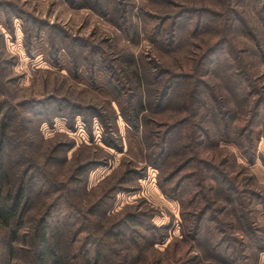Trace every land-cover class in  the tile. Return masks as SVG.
Segmentation results:
<instances>
[{"label": "trees", "instance_id": "16d2710c", "mask_svg": "<svg viewBox=\"0 0 264 264\" xmlns=\"http://www.w3.org/2000/svg\"><path fill=\"white\" fill-rule=\"evenodd\" d=\"M120 1L123 3H116L114 25L124 36L132 38L135 31L132 30L130 13L135 5L128 0ZM240 1L221 0L220 11L175 5L170 1L164 3L169 12L143 14L141 11L144 40L161 54L169 55L178 50L184 26L189 40L194 41L204 33L213 32H220L223 40L204 48L195 46L191 49L190 54L194 58H189L190 65L192 62L190 68L174 69L155 58L149 62L138 60L139 71H134L136 85L130 79L129 68L126 64L124 66L122 57L97 45L95 48L82 44L90 73L95 64L101 67L107 85L120 100L121 117L132 129L141 130L142 144L148 152L145 165L158 172L159 190L165 197L179 202L182 244L187 243L193 249L203 241L206 257L219 264H257L258 255L264 250V227L258 224L255 216L256 205L259 202L264 205V197L243 179L241 173L231 171L229 158L219 159L220 154L211 148L219 143L233 145L249 164H254L258 143L264 138V87H259L254 81L253 68L245 58L249 50L234 48L226 41V33L221 31L226 24L230 30L240 29L264 60V44L248 27ZM257 1L258 13H264V0ZM98 2L102 12L103 5ZM72 50L77 51L74 47ZM140 87L144 89L141 92ZM223 87L240 103L239 116L224 97ZM176 90L182 92V101L176 107L177 114L166 120H154L155 116L165 111ZM57 103L60 105V102ZM58 112L62 113L61 108ZM93 115L86 111H72L68 118L73 120L82 116L90 121ZM96 118L99 116L96 115ZM101 124L107 125L105 129L109 134L111 126L108 122L102 120ZM8 127L7 117L1 119L0 243H4L5 254L13 255V245L17 244L16 248L22 245V251L25 248L30 251L27 264H114L127 260V256L114 252L117 249L113 245L122 239H126L128 245L138 252L144 246L151 247L164 240L165 237L157 235L164 230L140 223L138 213H125L119 217L124 224L123 229L117 225L119 221L109 225L108 230H113L116 225L119 229L108 235L115 237L114 244L103 243L106 254H109L105 255L97 242L91 245L90 239L83 240L84 227L80 226L83 210L71 205L64 213L55 211L56 207L46 211L44 219L37 221L33 230L19 235L18 231L25 230L27 226V206L35 195L33 182L39 177L31 164L20 159L17 151V158H8L9 152L15 151L8 143ZM107 145L117 148L112 138ZM101 165L98 162L86 165L77 174L84 176ZM14 170L17 177L19 175L16 187L11 182ZM138 176L137 171L126 168L117 183L105 188L106 191L88 209L89 214L105 218L115 195L126 190L127 184ZM42 179L45 181L43 176ZM74 183L85 186V182L79 181L78 177ZM37 190V194L41 195L40 187ZM54 190L52 186L49 192ZM60 206L66 207L65 204ZM55 229L60 232V239L50 233ZM187 252L188 248L184 255L174 259L173 264L195 263V257L186 258ZM116 255L117 259L114 258Z\"/></svg>", "mask_w": 264, "mask_h": 264}, {"label": "rangeland", "instance_id": "374dc122", "mask_svg": "<svg viewBox=\"0 0 264 264\" xmlns=\"http://www.w3.org/2000/svg\"><path fill=\"white\" fill-rule=\"evenodd\" d=\"M99 1L103 5L102 12L98 0H0V121L7 117L8 143L12 149L15 148L14 152H9L8 158H17V151L21 160L33 166L36 176L45 179L37 178L33 182L35 195L27 206V226L25 230H19L18 234L22 236L26 231L33 230L35 223L44 219L46 211H51L53 207H56L55 211L64 213L65 209L68 211L71 206H75L83 210L80 222V226L84 227L81 235L83 240L90 239L91 245L97 242L105 255H109L103 243L115 241V237L108 235L114 233L113 230L118 231L117 225L123 229L124 224L119 217L125 213H138L140 223L164 230L157 235L165 238L151 247L144 246L140 252L128 245L126 239L117 240L118 243L113 245L117 249L114 252L127 256V260L114 264H173L174 259L184 255L187 248L186 258H196L193 264H219L206 257L203 241L193 249L187 243L182 244L179 202L165 197L159 190L158 172L145 165L148 152L142 144L141 130L132 129L121 117L120 100L116 99L107 85L101 67L95 64L90 73L89 65L84 60L82 44L95 48L97 45L106 52L122 57L124 66L126 64L129 68V77L136 85L134 71H139L138 60L149 62L155 58L174 69L192 67V62L191 65L189 63V58H194L191 57V49L195 46L204 48L222 39L220 32H213L204 33L194 41L189 40L184 26L178 50L169 55L161 54L144 40L141 11L143 14L169 12L164 5L166 1L220 11L222 2L128 0L135 5L130 13L135 36L127 38L114 25L116 3L123 1ZM239 5L244 11L248 27L255 31L264 44V13H258V1L241 0ZM229 30L228 24L221 30L226 33V41L238 50H249L245 58L253 68L254 81L259 87H264L263 57L240 29ZM73 47L77 51H73ZM73 52L74 55L71 54ZM141 90H144L143 87H140ZM222 92L234 113L239 116L240 103L232 98L226 87L222 88ZM181 96L182 92L174 91L165 111H161L159 118L155 116L154 120H166L176 115ZM60 108L62 113L58 114ZM72 111H86L94 115L90 121L82 116L70 120L68 115ZM38 112L43 114L38 115ZM48 117L51 119L46 120ZM102 120L111 126L109 134L105 129L107 125L101 124ZM110 138L116 142L117 148L107 145ZM211 148L220 154L219 159L229 158L231 171L241 173L243 179L264 197V138L258 143L254 164H249L233 145L223 146L219 143ZM96 162L102 165L84 176H78L79 169ZM126 168L139 173L137 180H132L126 190L115 195L105 218L89 214L88 209L108 187L117 183ZM15 170L11 182L16 187L19 175L17 177ZM77 177L79 181L85 182V186L74 183ZM52 186L55 190L49 192ZM38 187L42 191L41 195L37 194ZM62 204L66 207L62 208ZM255 216L258 224L264 227L262 202L256 205ZM116 221L120 223H116L113 230H108L109 225ZM104 232L106 234L102 235ZM50 233L56 239L61 237L56 229ZM16 245H13L14 254L8 256L3 250L4 243H0V264H27V259L31 257L30 251L27 248L22 251V245L21 248L20 245L16 248ZM114 258L117 259L118 255ZM257 264H264V250L258 255Z\"/></svg>", "mask_w": 264, "mask_h": 264}]
</instances>
